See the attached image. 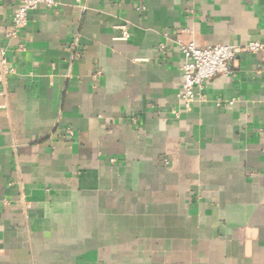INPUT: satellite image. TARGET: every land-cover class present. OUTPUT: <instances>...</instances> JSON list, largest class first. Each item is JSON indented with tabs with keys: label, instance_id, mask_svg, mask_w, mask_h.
<instances>
[{
	"label": "crops",
	"instance_id": "crops-1",
	"mask_svg": "<svg viewBox=\"0 0 264 264\" xmlns=\"http://www.w3.org/2000/svg\"><path fill=\"white\" fill-rule=\"evenodd\" d=\"M16 6L0 264H264V52L179 102V45L264 44V0H57L7 38Z\"/></svg>",
	"mask_w": 264,
	"mask_h": 264
},
{
	"label": "built area",
	"instance_id": "built-area-1",
	"mask_svg": "<svg viewBox=\"0 0 264 264\" xmlns=\"http://www.w3.org/2000/svg\"><path fill=\"white\" fill-rule=\"evenodd\" d=\"M17 6L12 15L11 28L5 33L7 38H15L24 29L31 11L39 5L55 7L57 0H16ZM121 39L126 40L128 33L121 28ZM183 57L182 83L179 102L184 111H189L192 105L201 97L205 83L216 76L231 77L234 64L239 53L259 54L264 52V44L250 43L243 48L227 45H215L203 49L193 42L179 45ZM13 73L8 67L5 50L0 49V82ZM221 104L217 103L219 107Z\"/></svg>",
	"mask_w": 264,
	"mask_h": 264
}]
</instances>
